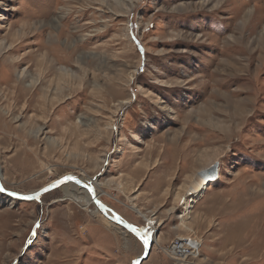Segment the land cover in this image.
Masks as SVG:
<instances>
[{"label": "rangeland", "instance_id": "1", "mask_svg": "<svg viewBox=\"0 0 264 264\" xmlns=\"http://www.w3.org/2000/svg\"><path fill=\"white\" fill-rule=\"evenodd\" d=\"M215 164L180 229L186 186ZM0 175L21 194L99 184L149 231L142 264H179L166 249L190 235L187 264H264V0H0ZM69 184L0 192V264L143 254Z\"/></svg>", "mask_w": 264, "mask_h": 264}, {"label": "bare ground", "instance_id": "2", "mask_svg": "<svg viewBox=\"0 0 264 264\" xmlns=\"http://www.w3.org/2000/svg\"><path fill=\"white\" fill-rule=\"evenodd\" d=\"M215 178L216 177H214V175L211 172L208 173V170H206V171H204V170L199 171L197 174H195L191 178V181L189 182V184L185 188L186 194H185L184 198H182V200H181L182 203H183L182 205H184V212H183V215L178 218L179 220H181L180 227H179L180 229H182V230H189L190 231L189 226H188V223H187V219H189V217H187L189 207L196 201V199H199V198H201L203 196V194L205 193V191L208 190L209 183L212 181V179H215ZM92 185H93V183H92ZM98 186H99V184H95V187H98ZM95 187H93L94 190H95ZM62 190L65 191V192H67V193L70 192L68 194V196L72 200H74V202L76 204L80 205L83 208H86L88 210V212L91 213L94 216L95 215L102 216L104 218V220L106 221L107 225L110 228H113L115 230H119V232L124 237H127L126 236L127 235V231H125L124 229H122L121 227H119L118 225H116L115 223L111 222L108 218H106V216L100 212V210L97 208V206L94 203L91 204V202H92L91 200L92 199L90 198L91 196H90V194H89V192H88L87 189H85L82 186L80 187V185H76L75 186L74 184L73 185L72 184H69V186H63L62 187ZM99 199H100V197H99ZM91 206H93V209L94 210L89 211V210H91L90 209ZM107 212H108L109 215H111L113 217H116L114 215L115 214L114 212H112L110 210H108ZM118 218H120L119 215H118ZM189 237L190 236L178 238V240H187ZM200 244H201V242H200ZM201 246H202V244H201ZM151 251H152V247H151ZM143 252H144V250H143ZM199 254H200V247H199V250H198V254L197 255L199 256ZM184 259H186V258L185 257H181V256H178V258H176V260L179 261L178 263H180V261H183Z\"/></svg>", "mask_w": 264, "mask_h": 264}, {"label": "water", "instance_id": "3", "mask_svg": "<svg viewBox=\"0 0 264 264\" xmlns=\"http://www.w3.org/2000/svg\"><path fill=\"white\" fill-rule=\"evenodd\" d=\"M217 165H218V164H215L213 167H211V168L208 170V173L211 172V173L214 175V177H217V176H218V174H217V172H218V171H217L218 167H215V166H217ZM66 177H70V176H65V177H63V178H60V179H58L57 181H55V182L51 183L50 185L46 186L45 188L41 189L40 191H37V192L32 193V194H21V193L14 192V191H10V190H6V189H5V191H4L3 193H5V194L8 195L9 197H11V198H13V199H16V200H20V201H32V200H35V199H32V200H25V199H23L22 197H34V198H35V197H39V198H41V197H42L43 195H45L46 193L51 192V191H53L55 188L60 187V186H62V185H64V184H67V183H74V184L80 185V186L84 187V188L87 189V190H88V187H87V186L90 185L91 188L93 189V191L90 192V191L88 190V192L90 193V196H91V199H92V203H94V204L97 206V208L100 210V212H101L102 214H104V215L106 216V218H108L111 222L115 223L116 225H118L119 227H121L122 229H124L125 231H127L129 234H131L132 236H134L136 239H138V240L140 241V239H139L138 237H136L133 233H131V232L128 230V228L125 227V225H131L130 223L124 221L120 216H119V217H120L119 220L122 221L123 223H119V222H118V220H117L118 214L115 213L114 211L110 210L109 208H107V207L101 202V200L99 199V196L97 195L96 191L94 190V188L92 187L91 184H86V183L82 182V180H81L80 178H78V177H73V176H71V178H73V179H71V180H65ZM59 181H65V182H64V183H58ZM77 181H78V182H77ZM54 185H55V186H54ZM0 186H3L1 175H0ZM3 187H4V186H3ZM45 189H48V190L45 191ZM11 193H15V195H11ZM39 198H38V199H39ZM100 205H102L103 207H101ZM108 209H109L110 211L114 212V213H115L114 215H115L116 217H113V216L109 215L108 212H107ZM131 226H133V225H131ZM133 227H135V226H133ZM135 228H137V227H135ZM138 229H139V228H138ZM140 242H141V241H140ZM141 243H142V242H141ZM142 245H143V244H142ZM151 247H152V239H151V237H150L148 247L145 248V247L143 246V248H144V252H143V254H142L141 256H139L138 258H136L134 261H139V264H142L144 261L148 260L149 257H150V254H151V252H152V251H151ZM134 261H133V262H134Z\"/></svg>", "mask_w": 264, "mask_h": 264}, {"label": "built area", "instance_id": "4", "mask_svg": "<svg viewBox=\"0 0 264 264\" xmlns=\"http://www.w3.org/2000/svg\"><path fill=\"white\" fill-rule=\"evenodd\" d=\"M200 239L197 236L190 235L187 240H174L172 241L167 249L166 254L170 259H173L177 262L176 258L178 256L185 257L183 261H180L179 264H187V260L190 258H196L198 255L199 247L201 249ZM197 255V256H196Z\"/></svg>", "mask_w": 264, "mask_h": 264}, {"label": "snow or ice", "instance_id": "5", "mask_svg": "<svg viewBox=\"0 0 264 264\" xmlns=\"http://www.w3.org/2000/svg\"><path fill=\"white\" fill-rule=\"evenodd\" d=\"M215 167H218L215 166ZM73 178L71 177H66L65 180H71ZM65 181H59L58 183H64ZM78 182V181H77ZM55 186V185H54ZM88 187V190L91 192L93 191V189L91 188L90 185L87 186ZM48 189H45V191H47ZM5 191V188L3 186H0V192H4ZM11 195H15V193H11ZM23 199L25 200H32V199H38L39 197H22ZM101 207H103L102 205H100ZM117 220L119 223H123L122 221L119 220V218L117 217ZM126 228H128V230L133 233L136 237H138L140 239V241L142 242L143 246L145 248L148 247L149 245V239H150V233L147 229H138V228H135L131 225H125ZM36 228H39V224L36 225ZM32 235L35 236L36 235V232L35 230H33L32 232ZM133 264H139V261H134Z\"/></svg>", "mask_w": 264, "mask_h": 264}, {"label": "crops", "instance_id": "6", "mask_svg": "<svg viewBox=\"0 0 264 264\" xmlns=\"http://www.w3.org/2000/svg\"><path fill=\"white\" fill-rule=\"evenodd\" d=\"M133 264V263H132Z\"/></svg>", "mask_w": 264, "mask_h": 264}]
</instances>
